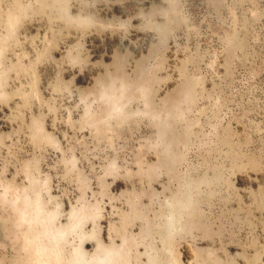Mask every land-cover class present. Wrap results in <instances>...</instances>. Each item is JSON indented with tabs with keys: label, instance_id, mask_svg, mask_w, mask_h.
Masks as SVG:
<instances>
[{
	"label": "rangeland",
	"instance_id": "1",
	"mask_svg": "<svg viewBox=\"0 0 264 264\" xmlns=\"http://www.w3.org/2000/svg\"><path fill=\"white\" fill-rule=\"evenodd\" d=\"M37 11L0 13V264L117 234L151 264L177 229L169 264H264V0Z\"/></svg>",
	"mask_w": 264,
	"mask_h": 264
},
{
	"label": "clouds",
	"instance_id": "2",
	"mask_svg": "<svg viewBox=\"0 0 264 264\" xmlns=\"http://www.w3.org/2000/svg\"><path fill=\"white\" fill-rule=\"evenodd\" d=\"M2 2V0H0ZM15 2L7 8L0 7V13L4 17L10 18L15 11ZM79 3L95 8L98 0H78ZM34 5L38 6V11L35 14L42 15L48 9H55L60 18L66 23H74L85 25L93 21L94 16L90 13L78 12L77 15H72V8L74 0H33ZM103 26V25H101ZM4 42H0V60L3 58ZM221 180L223 177L220 178ZM179 229L173 234H177ZM173 236L169 237L164 246L159 250V255L151 262V264H169V259L172 256L171 240ZM117 240L121 242L118 244ZM137 242L129 240L121 234H117L115 238H110L108 245L103 242L98 244L96 254L90 257L87 264H137ZM142 264V257H141Z\"/></svg>",
	"mask_w": 264,
	"mask_h": 264
}]
</instances>
